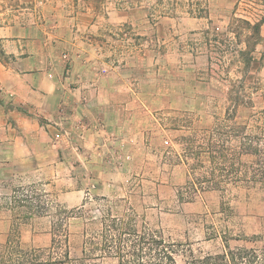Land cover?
I'll return each instance as SVG.
<instances>
[{
    "label": "crops",
    "instance_id": "crops-1",
    "mask_svg": "<svg viewBox=\"0 0 264 264\" xmlns=\"http://www.w3.org/2000/svg\"><path fill=\"white\" fill-rule=\"evenodd\" d=\"M211 1L191 0L185 15L205 18ZM163 4L0 0V174L37 177L60 202L77 207L93 182L101 193L108 187L110 160L125 154L121 138H136L126 153L140 154L137 121L148 111L131 103L143 93L136 85L146 75V35L158 46L160 33L177 32L186 19L161 11ZM195 5L203 12L196 18ZM62 131L70 137L58 138Z\"/></svg>",
    "mask_w": 264,
    "mask_h": 264
},
{
    "label": "rangeland",
    "instance_id": "rangeland-1",
    "mask_svg": "<svg viewBox=\"0 0 264 264\" xmlns=\"http://www.w3.org/2000/svg\"><path fill=\"white\" fill-rule=\"evenodd\" d=\"M189 2L191 0H164L160 7L163 12L186 17L181 22L180 31L170 33L166 28L158 35V46L151 34L146 35V75L142 77L140 85H136L143 93L139 99H132L131 103L133 107L142 106L148 111L137 121V125L143 128L141 152H136L135 159L130 158V153H126L132 150L126 144L130 140L128 137L120 139L122 146L117 147L125 154L122 158L110 160L115 176L106 179L109 185L102 193L99 183L93 182L96 187H91L83 205L68 207L59 201L57 190L45 186L44 180L22 176L11 178L0 174V206L8 201L11 194L9 185H12L32 187L38 193L48 192L49 199L77 211L69 220L72 255L80 253L85 223L98 218L106 204L112 205L114 213H122L131 206L142 216L141 219L145 218L152 226L164 228L166 234L178 241L193 242L196 249H221L220 239L204 241L210 225H215L218 230L227 229L232 237L240 239H232V245L246 243L264 247L263 188L230 187L223 198L221 192L204 191L191 202L181 200L177 194L186 181L187 173V165L179 158L182 137L192 130L209 127L214 115L224 112L223 94L226 88L206 79L207 56L193 51L192 45L201 43L204 31L211 27L224 30L236 6V14L246 17H259L264 6L259 0H212L211 8L206 9L204 14L206 17L193 19L185 15L187 10L194 9ZM194 3L202 4L201 1ZM195 10L196 15L192 14L195 18L203 15L201 6L195 5ZM164 26L167 27L166 24ZM155 49L158 53L156 58ZM263 52L264 43H261L257 48L258 60L251 77L261 81L264 86ZM134 54L135 51H131L128 55ZM134 141L137 143L136 138ZM102 179L100 177L101 185ZM103 197L109 200L108 203L102 200ZM222 201L228 207L227 215L221 212ZM5 216L0 209V246L6 242L10 228V222L2 218ZM52 220L50 215L34 217L22 229L23 245L48 247L52 238ZM177 259L179 264H185L182 254Z\"/></svg>",
    "mask_w": 264,
    "mask_h": 264
},
{
    "label": "trees",
    "instance_id": "trees-1",
    "mask_svg": "<svg viewBox=\"0 0 264 264\" xmlns=\"http://www.w3.org/2000/svg\"><path fill=\"white\" fill-rule=\"evenodd\" d=\"M259 1L264 6V0ZM237 8L224 30L211 27L204 31L201 43L192 45L193 51L207 56L206 79L226 90L224 112L214 115L209 127L182 137L179 158L187 165V173L177 194L183 201H194L199 193L210 190L221 192L223 198L230 187L264 189V86L251 77L258 45L264 43V7L259 17L239 16ZM9 187L10 197L0 206L6 214L2 218L10 222L7 240L0 246V264H179L181 254L185 264H264V247L232 245V239H240L227 229L208 226L204 241L220 239L222 247L204 251L152 226L131 206L114 213L111 204L100 210L98 218L85 223L80 253L72 255L69 220L77 211L49 199L48 192ZM222 205L221 212L227 215L228 207L224 201ZM43 215L53 219L51 244L23 245V227Z\"/></svg>",
    "mask_w": 264,
    "mask_h": 264
},
{
    "label": "built area",
    "instance_id": "built-area-1",
    "mask_svg": "<svg viewBox=\"0 0 264 264\" xmlns=\"http://www.w3.org/2000/svg\"><path fill=\"white\" fill-rule=\"evenodd\" d=\"M58 138H63V139H67L70 137V134L67 131H62L61 133L57 134Z\"/></svg>",
    "mask_w": 264,
    "mask_h": 264
}]
</instances>
